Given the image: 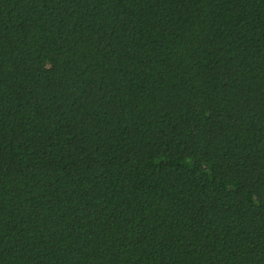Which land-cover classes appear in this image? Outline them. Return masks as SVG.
<instances>
[{"label": "trees", "instance_id": "16d2710c", "mask_svg": "<svg viewBox=\"0 0 264 264\" xmlns=\"http://www.w3.org/2000/svg\"><path fill=\"white\" fill-rule=\"evenodd\" d=\"M0 264H264V0H0Z\"/></svg>", "mask_w": 264, "mask_h": 264}]
</instances>
